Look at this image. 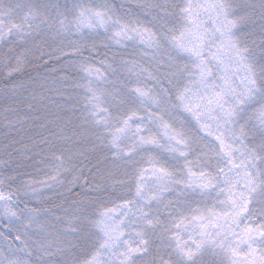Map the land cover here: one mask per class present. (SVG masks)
Returning a JSON list of instances; mask_svg holds the SVG:
<instances>
[{
  "label": "snow or ice",
  "instance_id": "6c2138e0",
  "mask_svg": "<svg viewBox=\"0 0 264 264\" xmlns=\"http://www.w3.org/2000/svg\"><path fill=\"white\" fill-rule=\"evenodd\" d=\"M0 264H264V0H0Z\"/></svg>",
  "mask_w": 264,
  "mask_h": 264
}]
</instances>
